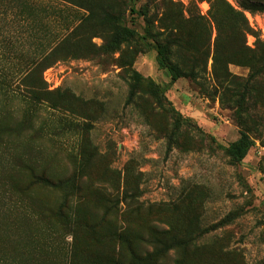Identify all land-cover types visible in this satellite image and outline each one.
Wrapping results in <instances>:
<instances>
[{
    "label": "rangeland",
    "instance_id": "rangeland-1",
    "mask_svg": "<svg viewBox=\"0 0 264 264\" xmlns=\"http://www.w3.org/2000/svg\"><path fill=\"white\" fill-rule=\"evenodd\" d=\"M111 1L117 3L118 0ZM122 1L125 7L122 24L135 31L142 50L136 57L134 69L142 77L166 88L165 96L173 108L211 138L183 129L179 137L183 148L167 152L166 136L174 131L168 115L145 95L138 107L125 106L127 85L114 59L117 54L98 52L96 47L103 43L101 37L89 38L87 34L85 41L75 44L83 52L87 51L79 57L55 62L43 72V78L49 89L59 88L81 98L83 101L75 104L79 112L88 117L42 106L34 121L35 127L42 128L38 137L29 129L19 136L5 134L4 124H12L31 114L28 103L20 99L24 97L19 84L29 72L32 59L77 26L84 11L61 0H0V182L8 172L3 174L1 168L7 170L17 155L33 147L41 149L42 155L35 158L50 173H69L65 155L75 146L80 133L68 130L65 135H57V129L65 125L64 121L72 126L88 122L91 142L101 155L90 172L92 179L98 178L106 164L122 176L130 172L129 180L139 174L140 200L176 203L172 223L178 231H182L189 220L205 228L232 213L230 224L198 239L202 247L196 254H204L200 257L203 264L261 262L264 259V131L259 138L251 133L255 140L246 157L236 165L230 164L222 148L238 138L239 128L232 111L205 91H210L214 84L210 61L204 77L205 89L185 77L169 84L166 72L158 68L152 40L145 34L146 20L141 8L147 7L157 24L156 18L161 12L172 6H166L164 0ZM173 1L178 3L184 18L188 16L186 6L190 2L196 4L189 8L193 14L206 15L208 9L206 1ZM226 1L243 12L253 30L245 35L244 43L254 48L257 40H264V11L252 12L242 4L255 7L264 4V0ZM130 7L138 11L132 13ZM180 21L183 31L200 43V33L185 20ZM80 31L82 29L77 30V34ZM214 35L212 29L211 40ZM242 41L243 38L237 36L234 43ZM228 70L241 78L248 74L245 66L230 64ZM24 179L21 176L19 183ZM99 186L95 182L94 187ZM2 188L0 183V259H4L0 264H70L72 254L78 264H83L81 247L78 245L70 251V235H66L64 243L57 241L55 232L43 223L30 222L26 228L21 211L7 212L1 197ZM100 198L92 192L78 205L83 222L98 214ZM53 200V196L40 189L26 206L41 212Z\"/></svg>",
    "mask_w": 264,
    "mask_h": 264
},
{
    "label": "trees",
    "instance_id": "trees-1",
    "mask_svg": "<svg viewBox=\"0 0 264 264\" xmlns=\"http://www.w3.org/2000/svg\"><path fill=\"white\" fill-rule=\"evenodd\" d=\"M61 1L81 8L83 15L77 26L32 59L29 72L19 84L23 88L21 95L24 97L20 99L28 103L31 114L12 124H4L2 129L5 134L19 136L22 131L29 129L34 137H38L42 128L35 127L34 121L38 108L42 106L88 117L79 112L75 104L83 101L81 98L59 88L49 89L43 78V72L55 62L83 55L87 50L83 52L75 44L85 41L84 36L87 34L89 38L101 37L103 43L96 47L98 52L105 55L117 54L114 59L124 74L127 85L125 106L138 107L139 100L145 95L168 115L174 131L166 136L167 152L173 148H183L179 143L183 129L196 133L197 136L211 138L196 124L192 126L191 119L182 117L173 108L165 96L166 88L142 77L134 69L136 57L142 50L135 39V31L122 24L125 11L122 0L117 3L111 0ZM199 1L208 3L206 15L191 13L189 8L196 4L190 2L186 6L188 16L184 18L177 2L164 0V4L171 5L172 8L161 12L156 18L157 24L148 14L147 7L141 8L146 20L145 34L152 40L158 68L166 72L169 84L185 77L205 89L204 77L210 61L214 84L210 91H205L232 111L239 136L222 149L228 162L236 165L243 161L254 144L255 138L251 133L259 138L264 131V40H257L254 48H248L244 37L253 33V30L241 10L226 0ZM242 7L252 12L264 11V4L255 7L242 4ZM130 11L135 13L138 10L130 7ZM180 19L200 33V43L183 31ZM79 29L82 32L77 34ZM212 29L215 31L213 40ZM237 36H241L243 41L235 44ZM230 64L247 67L246 77L232 74L228 70ZM62 124L65 125L57 129V135H65L68 130L80 133L75 146L65 155L70 166L69 173H50L35 158L38 154L42 155L41 149L28 148L24 154L16 156L15 162L7 170L1 168L3 174L8 171L0 182L3 186L1 197L7 206V212L21 211L26 228L30 222L43 223L48 229H52L51 232H55L57 241L64 243L66 235H70V251L79 245L84 252L83 264L204 263L200 258L204 254H196L202 247L198 239L205 233L230 224L233 221L232 213L205 228L189 220L182 231L176 230L172 223L176 203H146L140 200L139 174L129 180L130 172L126 171L122 176L118 170L106 164L98 178L92 179L90 172L101 155L91 142L90 124L77 122L72 126L67 121ZM21 176L25 179L19 183ZM95 182L100 186L94 187ZM89 188H92L91 191H87ZM40 189L47 191L54 200L43 211H32L27 208L26 202L33 200V194ZM92 192L101 196L99 212L90 216L89 221L83 222L78 205ZM71 256L70 264H78L75 254ZM0 262H4V259H0ZM256 264H264V259Z\"/></svg>",
    "mask_w": 264,
    "mask_h": 264
}]
</instances>
